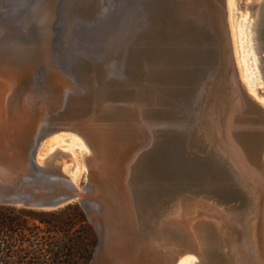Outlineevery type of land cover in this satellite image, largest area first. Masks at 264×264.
<instances>
[{
    "label": "water",
    "instance_id": "obj_1",
    "mask_svg": "<svg viewBox=\"0 0 264 264\" xmlns=\"http://www.w3.org/2000/svg\"><path fill=\"white\" fill-rule=\"evenodd\" d=\"M262 3L248 9L264 82ZM145 14L149 32L126 79L82 62L75 86L60 88L45 120L12 141L9 159L29 168L23 198L34 204L16 199L8 206L82 207L91 203L95 173H117L135 210L129 215L122 206L120 220L139 248L154 250L167 264L185 255L196 264H264V107L243 80L227 0H146ZM68 124L78 126L90 151L82 187L63 172L68 154L36 162L51 132ZM135 146L137 155L124 169L118 162ZM158 232L171 239L170 247L157 241Z\"/></svg>",
    "mask_w": 264,
    "mask_h": 264
},
{
    "label": "rangeland",
    "instance_id": "obj_2",
    "mask_svg": "<svg viewBox=\"0 0 264 264\" xmlns=\"http://www.w3.org/2000/svg\"><path fill=\"white\" fill-rule=\"evenodd\" d=\"M254 1L258 0H227L234 41L237 24L239 30L247 20L249 24L254 21L248 9ZM88 2L95 12L89 14L83 10L84 0H0V62L15 65L14 84L24 91L19 96L28 106L27 97L40 101L50 94L51 73L62 77L61 85L75 86L76 72L82 62L107 66L112 77L127 78L132 54L149 32L146 0ZM242 3L244 7L240 8ZM257 63L253 67L245 63L244 74H251L246 79H252L249 91L255 93L264 107V83ZM3 82L8 88L12 85ZM255 82L258 84L254 87ZM257 89L263 94H258ZM42 106L46 107V103ZM45 107L37 108L40 115L34 123L45 119ZM47 141L43 152L58 150L68 154L70 160L63 164L64 170L80 187L85 186L83 153L88 150L83 140L63 130ZM135 153L136 150L129 152L123 162L124 169ZM96 194H91L94 199L90 210L78 204L54 211L0 205V264H97L107 251L110 224L106 216L109 205ZM128 208L133 215L131 207ZM194 263H198L197 258L185 255L177 264Z\"/></svg>",
    "mask_w": 264,
    "mask_h": 264
},
{
    "label": "bare ground",
    "instance_id": "obj_3",
    "mask_svg": "<svg viewBox=\"0 0 264 264\" xmlns=\"http://www.w3.org/2000/svg\"><path fill=\"white\" fill-rule=\"evenodd\" d=\"M88 1L89 0H84L85 3L83 10H85L87 13L90 14L93 12L90 11L89 7H91V5H89ZM262 1L263 3L259 7L260 10L264 9V0H261V2ZM227 6H228V2H227ZM230 21L231 19L229 20V26H230ZM247 21L245 22L244 25L242 24V28H240L239 30H238L239 23L238 24L236 23L237 26L235 28L236 29L235 34L237 38H235L236 39L235 41L233 39L234 34L232 36L231 33L235 56L240 64V67L244 72L246 71L245 63L247 64V66L248 64H250L253 67V65H255L254 62L256 61L258 62V57L255 49L256 47L255 40L253 39V33L251 31L253 22L249 24L247 23ZM231 28L232 27L230 26V31L232 30ZM239 31H241V37L239 35ZM160 35L161 37L166 36V34L159 33L157 34V37H159ZM243 60L246 62H243ZM257 68L259 70V62L257 63ZM14 70H15V65L12 62L9 61L0 62V205L8 206L16 199H18L17 203L33 206L34 203L32 202V200L28 198H23V195L26 194V190H27L26 188L29 184L28 182L31 181L29 175L27 174L29 172L28 171L29 168L26 167L23 161L20 162L18 160L14 162L11 161L9 159L8 154L12 153L13 151L12 150L14 148L13 143L15 139H21L23 137H27L26 135L28 133L27 129H30L32 125L35 124L34 121L38 119L40 115L39 114L40 112H38V110L42 107L43 108L45 107V106L41 107V105H44V103H46L45 109H47V113L45 117H47L48 112L50 113L52 112L49 110H52V108L56 105V96L59 93L60 88L65 87L66 85L65 86L61 85L60 81L62 80V78L60 77L59 74L51 73L49 76L50 78H49V90H48L50 94L47 93L46 99L43 100L41 99L40 101H37L36 99H29L27 97L29 101V106H28L27 104L28 102L22 101V96H19L20 93L24 94V91L21 89V87L18 84H14L15 83L14 80L17 77V75L13 73ZM23 72H27V71H23ZM259 74H260V70H259ZM250 75H251L250 73L246 75L243 74V80L247 84L248 90L252 88L251 87L252 79L246 80L248 77H250ZM261 80H262V76H261ZM3 81L12 82V85L9 86L8 88L5 85V82ZM262 83H264L263 80ZM253 84L255 87L258 83L255 82ZM72 87L74 86L68 85L66 86V89H71ZM251 94L254 95L255 93L253 92ZM44 120L45 119L39 122H43ZM144 124H146L145 121ZM18 126H20L19 129L20 131L15 132L14 128ZM77 127L78 126H74L73 124L72 125L68 124L66 130L71 131L73 134L79 136ZM60 131L63 130L51 132L49 137L51 135H55L56 133H59ZM49 137L46 138V140L41 146V149L38 152L36 162L39 166H43L47 158L58 151L55 150L53 152H48V153L43 152V147L45 143L48 142L47 140L49 139ZM79 138L81 137L79 136ZM81 140L83 139L81 138ZM83 142L85 143L88 150L83 153L84 168L86 170L87 169L86 167L91 164V161L89 160L90 151L86 142L84 140ZM46 145L48 146V144ZM132 150H136V146L131 148L130 151L132 152ZM130 151H128L127 154H129ZM41 154H43V160L41 159ZM136 155L137 154L133 156V158L131 159L128 165H130L131 162L134 161ZM125 158L126 157H123L121 160H119L118 163L122 165ZM68 159L70 160V156ZM63 172L67 175V170H64V168H63ZM120 177H121L120 174L116 173L112 178H108V177L103 178L101 174H99V172L95 173L91 177L90 184L93 187V191H92L93 194L97 193L109 205L106 211V216L108 218L107 221L110 224L109 242L107 246V251L103 255H101V258L99 259V261H97V264H167L166 261L161 260V257L154 250L143 247L139 248L138 241H136L128 232L129 226L122 225V222L120 220L122 217L121 215H123L121 213L122 210H120L122 209L121 207L123 206V208H125L126 210L125 213H128L129 215L132 214L129 212L128 207H131L132 211L134 212L133 215H135V210L132 206L130 195L127 194L128 195L127 196L125 195V193L123 194V191L121 189L122 182ZM68 178L75 186L78 187V184L75 180H72L70 176H68ZM110 189H114V191H118V192L116 193V195H112L108 191ZM93 197H90V202H92V200L94 199ZM100 197L98 198L100 199ZM182 207L183 206L180 205L179 208L180 215L184 213L183 212L184 208ZM82 208H84L85 210H90V208H92L91 203L87 205L85 204L84 206H82ZM155 236L157 241L162 242L163 246L170 247L172 245V242L170 241L171 239H169V237L165 233L158 232V234H156Z\"/></svg>",
    "mask_w": 264,
    "mask_h": 264
}]
</instances>
